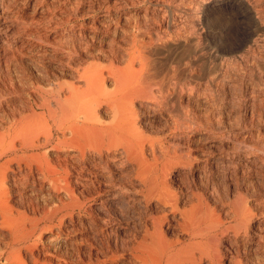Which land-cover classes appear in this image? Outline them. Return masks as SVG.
<instances>
[{
    "label": "bare ground",
    "instance_id": "bare-ground-1",
    "mask_svg": "<svg viewBox=\"0 0 264 264\" xmlns=\"http://www.w3.org/2000/svg\"><path fill=\"white\" fill-rule=\"evenodd\" d=\"M142 1L147 0H105V4L100 6L103 14L99 21L105 26L104 34L108 36L112 28L121 27L123 34L129 38L125 41V52L128 55L125 64H118L114 52L110 56L109 65L104 67L101 63L103 48H95L97 50L94 54L93 45L86 40V35L73 32L63 39L65 42L62 44L45 46L37 51L42 59H48L57 70L67 69L70 76L57 72L53 65L44 66L42 74L48 80L37 78L36 81L28 82L25 88L16 90L13 87L9 94L0 92V234L3 231L10 234L9 239L0 245V260L28 264L22 256L26 251L33 264H71L53 251L51 245L42 244L41 241L48 233L53 238L55 228L65 224V230L61 232L65 236L64 240L69 241L77 221L75 213L89 214L90 223L99 226L95 219L97 214L93 213L106 208V203L92 212V208L86 206L85 198L81 199L75 191L76 186H93L98 194L103 191L114 192L110 198L114 202L124 198L135 202L130 197L132 189L145 202L147 211L144 233L132 246V255L139 264H202L205 258L209 264H223L218 247L225 238L223 234H213L215 229L224 224L220 216L222 213L215 214L200 201V196L198 203L190 202L191 197L198 195H183V189L178 193L173 187L177 183L182 186L187 184L189 174L195 170L204 174L209 164L216 163V166L219 164L223 169L229 188H232L233 180L229 179L228 172L237 155L227 154L215 158L207 150L219 143L216 135L194 130L187 118L184 119L182 96L189 87L182 78V55L176 57V66H173L171 75L166 74L157 80L158 76L151 72L154 69L149 68L148 57L151 56L147 57L151 54V46L156 48L158 45L166 49L173 44H180L187 31V23L182 20L183 15H180L174 17L171 32H168L169 23L166 18L162 19L166 22V29L153 28L150 19H147L149 8L143 12L141 9L136 13L133 11ZM246 1H252L256 6L262 2ZM204 2L198 0L195 8L191 9L199 11L196 21L200 19ZM78 11L77 7L69 14L77 15ZM256 13L257 20L264 26L262 9L257 8ZM123 17L127 26L122 24ZM124 27H129L130 31H124ZM171 38L174 39L173 44ZM108 79L113 81L110 88L105 85ZM175 95L177 107L172 105ZM11 96L19 97L21 104L12 102ZM152 116L160 117L164 122L157 131L151 129L154 122L148 118ZM255 145H258V152L264 148V142ZM197 147L207 149H203L204 164L199 163L193 153ZM241 154L237 157L245 170L249 167V160H253V155L247 152ZM114 171L120 177L117 180L112 175ZM133 180L138 186L130 185ZM46 186L57 195L65 193L66 198L57 200L58 204L54 207L41 209L36 206L37 209L32 213L11 202L13 195L33 196L44 191ZM242 194L245 193H237L231 205L233 211L230 216L233 215L238 223L232 227L235 238L242 233L248 237V228L255 226L254 217L250 212L247 213L249 207L244 201L246 194ZM93 195L89 194L87 199ZM169 214L173 215L174 223L169 221ZM243 223H247L248 227L244 225L245 229H242ZM169 231L175 233V237L169 236ZM178 231L186 233L188 239L182 240ZM260 241H253V244L247 242L250 247H246V253L252 255L250 252L262 250L264 247ZM262 257L254 264H264Z\"/></svg>",
    "mask_w": 264,
    "mask_h": 264
},
{
    "label": "rangeland",
    "instance_id": "rangeland-1",
    "mask_svg": "<svg viewBox=\"0 0 264 264\" xmlns=\"http://www.w3.org/2000/svg\"><path fill=\"white\" fill-rule=\"evenodd\" d=\"M197 1L147 0L135 6L133 11L136 13L141 9L143 12L149 8L147 19H150L153 28L164 27L166 29V22L162 21L166 18L169 23L168 32L172 31L174 17L183 15L182 20L187 23L183 41L174 45V39L171 38L174 46L166 49L158 45L156 48L151 46L152 55H147V57L151 56L148 57L150 58L149 68H154V72L152 70L151 72L158 76L157 80H160L166 74L171 75L173 66H176V57L182 55V78L189 87H187L189 91L186 90L182 96L183 111H185L183 117L187 118L194 130L212 132L219 140V143L212 147L213 149H203L212 152L215 158L227 154L238 156L239 153L244 152L253 155L254 161L249 160V167L247 166L245 170L239 163V157H234L228 172L229 179L233 180L230 179L232 188H229L223 169L219 164L216 166V163L209 164L204 174L200 173V175L195 170L193 174H189L187 184L182 186L177 183L173 188L177 192L183 189L185 191H182L183 195L197 194V197L190 198V202L198 203L200 196V201L208 205L215 214L222 213L220 216L224 224L215 229L213 234H223L225 238L223 244L218 247L223 264H250L251 262L254 264L258 258L264 257V248L250 252L252 255L246 253V247H250L249 244H253V241L262 240L263 242H260L264 247V222H262L264 213V150L262 149L264 148H260L258 152L256 147L258 145H255L258 142H264V26L257 20L256 13L257 8H261L264 13V0L257 6L253 5L252 1L246 0H205L200 19L196 21V15H200L199 11H191V9L195 8ZM102 4H105V0H0V92L9 94L13 87L16 90L17 88L22 89L28 86V82L36 81L37 78L44 79L46 76L42 74L44 68L52 67L54 64L48 59H42L37 51L45 46L62 44L65 42L63 39L72 35L73 32L86 35V40L93 45L94 54L99 46L103 48L101 63L104 67L109 65L110 56L114 52L118 57V64H125L126 57H128L125 52L127 48L125 41L129 38L123 34L121 27L112 28L108 36L104 34L105 26L99 21L102 19L101 13L103 14L100 9ZM77 7L78 14L71 16L70 11ZM124 20V17L121 18L122 24L127 26ZM125 29L130 31L129 27H124L123 30ZM54 69L66 77L70 76L67 69L57 70L55 66ZM45 79L48 80V78ZM105 85L110 88L113 81L108 79ZM176 97L175 95L172 98V105L177 107ZM11 99L18 105L22 102L19 97ZM101 113L103 114L102 111ZM148 120L154 122L151 126L154 131L159 130L164 124L160 117L152 116ZM235 134L240 136L234 137ZM203 149L198 148L193 151L201 164L205 162ZM233 168L235 170L232 172ZM129 174H126V177ZM112 175L116 180L120 178L115 171ZM130 185L136 187L138 183L133 180ZM180 186L183 188L180 189ZM47 188L48 186L44 188V191H39L29 197L13 195L11 202L14 206L32 213L37 207L41 209L54 207L60 199L66 198L65 193L57 195ZM75 191L81 199L85 198L86 206L91 207L92 212L106 203V208L93 213L97 214L95 219L99 226L90 223L89 214L75 213L77 221H75L73 233L69 235V241L64 240L65 236L61 232L65 230V224L61 228H55L53 238L50 233L44 235L41 243L51 245L53 251L59 253L65 261L71 264H139L132 255V246L142 238L141 235L144 233L147 208L145 202L137 196L138 194L132 189L130 197L135 199V202H129L127 198L114 202L110 199L114 192L103 191L98 194V190L93 186L90 188L76 186ZM239 192L246 194L242 195L247 197L246 200L244 197L245 204L247 208L249 207L247 213L250 212L254 217L255 226L248 228V237L243 236L242 233L235 238L232 234V227L238 223L230 214L233 211L235 196ZM89 194H94L91 199H87ZM173 218V215L169 214V221L174 223ZM67 220L69 223L70 220ZM241 227L242 229L247 228V223H243ZM168 235L175 237V233L171 231ZM179 235L182 240L188 239L186 233L180 232ZM9 237L10 234L3 231L0 234V245H3ZM29 255L26 251L22 253L28 264H33ZM262 258L261 260L264 259ZM205 260L202 264H209L208 259L205 258ZM3 263L15 264L0 260V264Z\"/></svg>",
    "mask_w": 264,
    "mask_h": 264
}]
</instances>
